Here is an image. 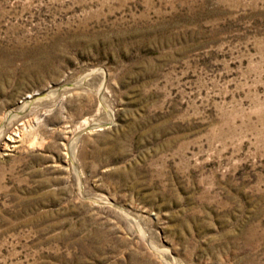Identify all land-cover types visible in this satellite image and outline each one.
I'll return each mask as SVG.
<instances>
[{"label":"rangeland","instance_id":"obj_1","mask_svg":"<svg viewBox=\"0 0 264 264\" xmlns=\"http://www.w3.org/2000/svg\"><path fill=\"white\" fill-rule=\"evenodd\" d=\"M0 264H264V0H0Z\"/></svg>","mask_w":264,"mask_h":264}]
</instances>
